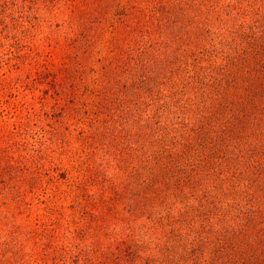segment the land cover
Masks as SVG:
<instances>
[{"label": "rangeland", "instance_id": "374dc122", "mask_svg": "<svg viewBox=\"0 0 264 264\" xmlns=\"http://www.w3.org/2000/svg\"><path fill=\"white\" fill-rule=\"evenodd\" d=\"M0 264H264V0H0Z\"/></svg>", "mask_w": 264, "mask_h": 264}]
</instances>
